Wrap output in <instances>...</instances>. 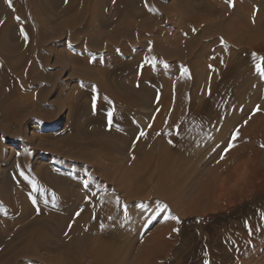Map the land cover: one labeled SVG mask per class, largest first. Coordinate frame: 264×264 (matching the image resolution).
<instances>
[{"label":"rangeland","instance_id":"obj_1","mask_svg":"<svg viewBox=\"0 0 264 264\" xmlns=\"http://www.w3.org/2000/svg\"><path fill=\"white\" fill-rule=\"evenodd\" d=\"M65 1L54 0L50 10L37 8L39 14L35 20L32 12L21 5L22 0H12V7L7 1L0 0L9 17V43L20 46L11 53L2 50V57L7 59V72L18 75L17 86L21 95L31 98L27 102H18L21 103L20 109L11 120H0V186L9 183L8 186L15 189L18 183L13 163L20 155L27 154L32 163L36 161L62 170L68 176L79 177L83 186L86 182L87 187L84 188L88 191L83 203H87L89 208L85 214L88 216L90 210H94L90 218L101 225V205L112 210L114 201L112 198L98 201V197L108 194L113 187L112 182H117L115 165L121 163V168L127 164L131 167L138 161V156L128 147L123 152H97L89 141L92 131L107 130L110 126L107 113L112 111L129 122L131 148L138 143L139 137L144 138V147L150 146L157 138L175 137L181 143L188 131V116L183 119L179 116V110L191 105V97L197 86L192 81V74H199L202 78L199 98L203 101L218 81L219 76L215 77L214 73L221 74L220 70L226 62L225 54H221L216 68L212 67L215 71L209 68L211 54L218 48H227V40L218 37L217 21L224 20L225 15L231 20L236 14L250 17L257 12L264 17V0L257 3L253 0H231V6L228 0H128V8L121 0H92V4L90 0L89 11L84 13L81 21L74 18L76 5L67 11L64 9ZM3 21L4 18H0V24ZM21 28L27 34V40L21 35ZM197 35L201 37L198 41L201 49L207 48L213 39H218L216 46L205 51L203 57L195 55L200 50L198 48L194 49L193 55L186 56L188 44ZM256 53L263 55L264 51L257 49ZM116 59L128 62L129 68L124 67L128 70H120L112 65ZM146 59L152 63H145ZM105 64L111 65L106 72L109 83L127 82L129 89L133 90L139 82H144L151 89L149 100L109 101L96 83V70ZM88 65L89 68H86ZM184 68L188 69L187 76L182 74ZM182 82L185 86L180 107L171 100L162 114L164 93L171 90L173 84ZM45 94L46 104L41 106L36 100ZM72 95L75 102L71 100ZM76 102L84 106L80 115L84 120L79 133H76L78 141L69 143L67 138L74 134V123H77L74 118ZM107 103L111 105L109 109ZM97 109L99 115L94 119L92 114ZM158 124L168 128L155 133ZM141 132L145 135L140 136ZM178 132L181 134L178 135ZM119 135L123 137L127 133L122 131ZM115 144L118 146L121 142L115 140ZM192 160L191 166H178L163 179H153L147 187L149 192L143 193V201L147 200L149 207L144 208V214L160 219L161 228L170 229L168 232L175 238V248L180 243L186 246L194 242V238L202 237L203 231L209 229L215 220L236 210L233 208L227 213L205 208L220 204L219 200L205 196L208 190H212L213 183L216 186L213 184L214 190L217 189L224 173H215V162L208 163L198 158ZM82 191L79 189V192ZM262 192L264 186L253 201ZM120 196L118 194L116 197L119 201ZM30 206L34 214L31 212L28 221H8V225L0 228V248H12L25 241L29 225L33 221L38 222L36 215L43 221L48 218L43 203H31ZM75 212L69 213L66 234L62 236L54 232L45 247L30 249L25 253L36 259L20 258L11 252L0 251V264H7L8 260L10 264H88L91 261L88 248L94 235L77 222ZM172 216L177 217L179 222L171 219ZM62 238L66 239L63 248L60 246ZM235 248V245H228L226 249L230 252ZM198 253L206 259L203 258V262L198 264H205L204 260L213 264L212 252L201 250ZM259 254L254 262L246 264H264V252L260 251ZM59 255L66 258L57 263Z\"/></svg>","mask_w":264,"mask_h":264},{"label":"bare ground","instance_id":"obj_2","mask_svg":"<svg viewBox=\"0 0 264 264\" xmlns=\"http://www.w3.org/2000/svg\"><path fill=\"white\" fill-rule=\"evenodd\" d=\"M38 1L22 0L21 2V5L32 12L35 20L39 14L37 8L50 10L53 8L54 0H40V3ZM121 1L126 8L129 7L128 0ZM244 1L252 2V0ZM253 1L257 3L259 0ZM89 2L90 0H66L64 9L68 11L76 5L74 18L81 21L84 13L89 11ZM3 5L4 3H0V18H4L3 23L0 24V120L7 122L18 113L21 104L18 102H27L31 98L21 95V90L17 86L18 75H14L12 71L7 72L8 68L5 64L7 59L5 56L2 57V50L11 53L20 47L9 43L11 41L9 17ZM216 25L219 31L218 37L222 36L227 40V48H218L212 53L209 65L216 68L221 54H225L226 62L220 70L221 74L214 73L215 77L219 76L218 81L216 80L209 96L203 101L199 98L202 78L199 74L197 76L192 74V81L197 86L191 97V105L189 108L184 106L179 110V116L183 119L188 116L186 122L188 131L181 143L175 137L157 138L150 146L144 147L142 146L144 138L139 137L138 143L131 148L129 122L124 116L117 114H113L112 124L107 130L92 131L89 141L97 152H123L128 147L138 156V161L131 167L127 164L126 167L121 168L119 167L121 163L115 165L114 174L117 182L115 180L112 182L113 187L108 194L98 197V201H106L109 198L114 201L112 210L101 205V225H98L97 220L90 218L94 210H90L88 216L85 214L89 206L83 202L88 189L84 188L79 177L68 176L62 170L36 161L37 164H34L35 162L29 160V155H20L13 163L17 171L18 185H15V189L10 188L9 183L4 185L1 183L0 186V228L8 225V221L18 219L28 221L31 212L34 214L30 206L33 198L36 202L43 203L48 218L43 221L38 218L39 215H36L35 219L38 222L33 221L29 225L27 239L12 248L1 247L2 253L11 252L16 257L36 259L25 253L30 249L45 247L54 232L62 236L66 234L69 213L75 211V215L80 212L79 216L76 215L77 222L94 235L88 248L91 256L88 264H198L203 262L204 258V255L197 254V251L201 250L212 252L213 264H246L254 262L260 251L264 252V192L253 201L255 195L264 186V147H261L264 144V78L255 68L257 63L264 67V60L261 59L264 58V53L263 55L256 53L257 49L264 51V17L260 12L250 17L236 14L231 20L225 15L224 20H218ZM200 38L197 35L188 44L186 56L195 53L194 49L198 48L200 50L195 55L203 57V53L216 46L218 40H211L207 48L201 49L198 43ZM254 53L256 59L253 58ZM111 64L120 70L124 67L129 68V63L120 59H116ZM110 66L105 64L96 70V83L109 101L147 102L149 100L151 89L144 82H139L133 90L129 89L127 82L126 84L123 81L109 83L106 72ZM86 68H89V65ZM128 68L124 69L127 71ZM184 86L183 82L175 83L171 90L164 93L162 114L169 107L166 105L171 103V100L180 107ZM46 95L36 100L41 106L46 104L44 100ZM74 98L72 95L73 102H75ZM257 105L260 107L259 111H256ZM74 106V118L77 123H74V134L67 138L69 143L78 141L76 133H79L84 120L80 116L84 110L83 104L76 102ZM106 106L109 109L111 105L107 103ZM98 115L97 109L92 117L95 119ZM171 126L173 127V124ZM167 128L158 124L154 131L156 133ZM237 128H239V136L234 141L236 147L231 148L225 155ZM122 131L127 135L119 137ZM180 134L178 132V135ZM114 139L121 142V145H114ZM222 155H224L223 160L220 159ZM193 158L208 163L215 162V173H224L222 178L220 176L217 189L214 190L213 184L214 187L216 186L212 182V186L210 185L212 190H208L205 196L219 200L220 204L217 207L207 205L205 208L227 213L233 208L236 210L215 220L209 229L203 231L202 237L194 238V242L185 244L186 246L179 242L183 247L175 248V238L168 232L170 229L161 228L160 219L144 214V208L149 207L147 200L143 201V193L147 190L149 192L147 187L153 179H163L178 166H189ZM21 171L24 172V177L20 176ZM33 181L38 191L32 190ZM79 189H83L84 192H79ZM118 194L121 195L120 201L116 198ZM65 240V238L61 239L62 248L66 244ZM225 245L226 248L228 245H235L236 248L229 252ZM65 258L66 256L59 255L56 262H63ZM7 264H10V260Z\"/></svg>","mask_w":264,"mask_h":264},{"label":"snow or ice","instance_id":"obj_3","mask_svg":"<svg viewBox=\"0 0 264 264\" xmlns=\"http://www.w3.org/2000/svg\"><path fill=\"white\" fill-rule=\"evenodd\" d=\"M7 2H8V4H9V7H12L11 0H7ZM228 2H229V4H230V6H231V0H228ZM150 10H151V9H150ZM16 19H17L18 21L20 20L19 17H16ZM20 32H21V35L24 37V39L27 40V38H28V37H27V34L24 32V30H23L22 28H21ZM253 58L256 59V54H255V53L253 54ZM261 59L264 60V58H261ZM145 63H152V62H151V61H148V60L146 59V60H145ZM152 66H153V67L155 66L154 63L152 64ZM141 67H143V65H142ZM165 67H167V65H165ZM209 68L212 69L213 71H215V69H213L211 65H209ZM255 68H256V71L260 74V76H261L262 78H264V67H261V64H260V63H257V64L255 65ZM182 74H183L184 76H187V75H188V69H187V68H184ZM93 91H95V88H93ZM93 108H95V98H93ZM259 110H260V107H259V105H257V107H256V111H259ZM107 116H108V124L111 125V124H112V118H113V112H112V111H109V112L107 113ZM144 135H145V133H143V132L140 133V136H144ZM238 136H239V128H237L236 131L233 133V135H232V142H230L228 149H226V151H225V155L227 154V151L231 150V148L236 147V144L234 143V141L238 138ZM261 147H264V144H262ZM220 159L223 160V159H224V155H222V156L220 157ZM17 167L19 168V165H18ZM24 175H25L24 172L21 171V172H20V176L24 177ZM25 179H27V177H25ZM31 184H32V190H33V191H38V190H39V189H37V186H36V184H35L34 181L31 182ZM85 186L87 187V183H86V182H85ZM32 203H33L34 205L36 204V199H35V198L32 199ZM165 207H166V206H165ZM80 211L82 212L83 209H81ZM76 215L79 216V215H80V212H77ZM170 218H171V219H174V220H177V222H179V220H178L177 217L172 216V217H170ZM174 231H175V229H174ZM205 264H208V262L205 261Z\"/></svg>","mask_w":264,"mask_h":264}]
</instances>
